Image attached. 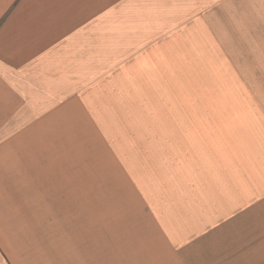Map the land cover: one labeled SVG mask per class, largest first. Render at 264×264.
<instances>
[{"label":"rangeland","instance_id":"1","mask_svg":"<svg viewBox=\"0 0 264 264\" xmlns=\"http://www.w3.org/2000/svg\"><path fill=\"white\" fill-rule=\"evenodd\" d=\"M145 3L30 67L38 114L0 146V264H132L214 223L264 261V0Z\"/></svg>","mask_w":264,"mask_h":264},{"label":"crops","instance_id":"2","mask_svg":"<svg viewBox=\"0 0 264 264\" xmlns=\"http://www.w3.org/2000/svg\"><path fill=\"white\" fill-rule=\"evenodd\" d=\"M142 1L149 5L173 4V1L188 4V0H0L1 147L11 151L12 140L20 138L14 137L13 133L22 131V125L31 122L30 118L38 114L39 104L30 96L43 89L39 87V77L31 82L30 67H36V61L46 58L63 59L60 52L68 45H72L75 53L78 27L91 28L99 18L102 23L106 22L109 12H138L142 10ZM251 11H254L255 17H261L257 21H264L263 7ZM98 15L99 18L94 21ZM30 57L34 60L31 64ZM212 226L206 237L199 236L185 245L175 243L170 247L143 251L148 252L142 253L144 260L139 259L132 264H176L177 261L179 264H264V261L258 263V259L248 253V247L233 250L232 233L227 229L220 232L221 226L213 230L215 223ZM250 234L239 236V239L245 240ZM187 235L192 238L195 234ZM137 250H141L140 247ZM120 255L118 252L114 254L108 264H131Z\"/></svg>","mask_w":264,"mask_h":264},{"label":"snow or ice","instance_id":"3","mask_svg":"<svg viewBox=\"0 0 264 264\" xmlns=\"http://www.w3.org/2000/svg\"><path fill=\"white\" fill-rule=\"evenodd\" d=\"M176 264H179V261H177Z\"/></svg>","mask_w":264,"mask_h":264}]
</instances>
